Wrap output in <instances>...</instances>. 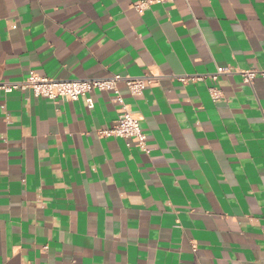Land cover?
<instances>
[{
	"label": "crops",
	"instance_id": "1",
	"mask_svg": "<svg viewBox=\"0 0 264 264\" xmlns=\"http://www.w3.org/2000/svg\"><path fill=\"white\" fill-rule=\"evenodd\" d=\"M135 1L0 0V82L152 81L148 152L110 92L0 90V264H264V0Z\"/></svg>",
	"mask_w": 264,
	"mask_h": 264
},
{
	"label": "built area",
	"instance_id": "2",
	"mask_svg": "<svg viewBox=\"0 0 264 264\" xmlns=\"http://www.w3.org/2000/svg\"><path fill=\"white\" fill-rule=\"evenodd\" d=\"M174 0H138L133 3V7L143 12L154 4H165ZM230 71L225 67H220L218 73ZM243 80L253 85L255 80L260 78L264 80V69H246L241 71ZM216 77V74L214 75ZM191 78L181 77V80L187 81ZM196 79V78H192ZM124 82L132 95H140L144 89L151 84L149 77H133L131 75L116 74L108 78L94 79H58L43 76L35 71H30L28 75L20 81H1L0 90L4 93H11L15 90L31 89L35 95L48 97L56 100H78L83 98L89 108L94 107L93 92L106 91L112 93L113 101L121 105L120 114L112 128L100 131L104 135H114L129 139L137 147L149 151L147 146V134L144 131L142 120L136 116L130 104L126 102L119 90V83ZM215 96V95H214Z\"/></svg>",
	"mask_w": 264,
	"mask_h": 264
}]
</instances>
